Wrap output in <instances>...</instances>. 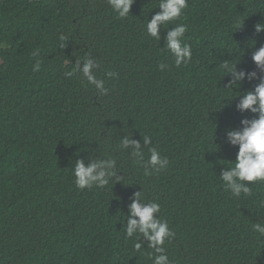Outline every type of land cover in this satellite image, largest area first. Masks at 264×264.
I'll return each mask as SVG.
<instances>
[{
  "label": "trees",
  "instance_id": "16d2710c",
  "mask_svg": "<svg viewBox=\"0 0 264 264\" xmlns=\"http://www.w3.org/2000/svg\"><path fill=\"white\" fill-rule=\"evenodd\" d=\"M158 6L135 0L120 18L107 0H0V264H153L142 234L126 235L138 191L175 233L163 245L171 264H264V237L252 230L264 222V181L235 197L219 177L238 151L226 131L254 115L229 100L259 82L246 75L226 89L221 65L259 71L264 0H188L160 41L146 32ZM177 24L192 49L179 68L164 48ZM86 57L107 94L65 75ZM126 135L142 146L150 136L144 160L156 147L168 166L146 176L131 147H119ZM94 158H115L122 181L78 188L75 162Z\"/></svg>",
  "mask_w": 264,
  "mask_h": 264
},
{
  "label": "clouds",
  "instance_id": "9594fccd",
  "mask_svg": "<svg viewBox=\"0 0 264 264\" xmlns=\"http://www.w3.org/2000/svg\"><path fill=\"white\" fill-rule=\"evenodd\" d=\"M107 2L118 17L126 18L135 0H107ZM187 6L188 0H159L158 8L160 11L148 20L146 24L147 34L160 41L161 28L169 22L179 19ZM254 27L257 33L264 31V23H257ZM186 31L187 25L177 24L167 31L165 37L164 48L173 55L175 65L178 68L181 65H186L192 57L191 46L185 41ZM59 39L64 41L66 38L61 35ZM61 47L63 48L64 45L61 44ZM39 51L36 49L31 55L38 57ZM252 60L256 69L259 70L258 72L251 71L246 74L243 70L237 71V63L229 65L225 62L221 65V69L231 77L226 89H239L246 75L249 82L259 81L250 90L243 93L237 91V95L229 100H238L235 107L239 112L254 114L252 118L242 119L240 121L242 127L239 129H230L225 133L226 142L233 147H238V151L234 166L225 167L219 177L226 189L230 190L235 197H239L242 193L251 194V188L246 182L264 181V45L252 52ZM81 62H83L82 67ZM40 67L41 61L37 59L33 71H39ZM97 67L98 65L92 58L86 57L81 61H76L73 69L67 71L65 75L72 77L76 73H81L88 83L94 85L101 94H107L108 89L105 87V81L96 78L94 70ZM166 67L167 65H160L161 70ZM106 75L112 77L115 73L107 72ZM142 140L143 146L139 141L126 135L120 140L119 147L122 150L131 147V157L143 165L146 176L152 172L165 169L169 161L161 155L156 147H149V157L147 161L144 160L143 149L145 146L151 145L152 141L148 135H145ZM116 169L117 161L115 158H94L87 166L83 159H79L75 162L73 169L74 183L80 189H91L93 186L103 188L111 180L114 182L122 181L121 176H116ZM159 211L160 205L158 203H145L141 191L136 192L128 206L126 235L131 237L134 233L142 234V237L149 242L148 246L154 249V252L149 253V258L153 260V264H171L163 245L165 240L173 238L175 233L170 230L166 221L158 218ZM252 230L264 237V222L253 223ZM134 246L139 250L142 244L137 242ZM157 253L159 254L157 255Z\"/></svg>",
  "mask_w": 264,
  "mask_h": 264
}]
</instances>
